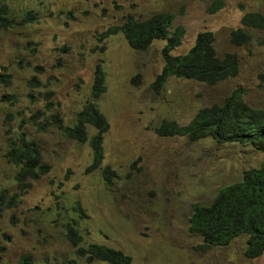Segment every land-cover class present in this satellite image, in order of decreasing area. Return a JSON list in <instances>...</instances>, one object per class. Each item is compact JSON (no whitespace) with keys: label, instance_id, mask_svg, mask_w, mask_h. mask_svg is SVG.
Masks as SVG:
<instances>
[{"label":"rangeland","instance_id":"374dc122","mask_svg":"<svg viewBox=\"0 0 264 264\" xmlns=\"http://www.w3.org/2000/svg\"><path fill=\"white\" fill-rule=\"evenodd\" d=\"M215 1L4 0L16 19L31 9L38 20L0 29V73L11 74L10 84L0 82V191L21 192L19 166L6 158L8 137L20 141L25 132L35 140L50 171L31 180L17 206L3 208L0 264H23L26 255L29 264H109L80 256L67 239L68 224L83 235L81 244L120 249L131 264H264V253L245 255L246 235L206 248L203 237L189 230L192 205L210 204L221 187L259 167L264 153L249 144L157 132L165 120L187 125L201 108L222 103L236 89L264 108V28H246L247 44L230 40L247 12L264 14V0H222L209 12ZM166 11L175 15L174 26L186 30L173 54L186 53L199 32L213 31L217 54L238 56V75L216 84L171 76L158 91L152 82L164 66L166 40L137 50L121 30L101 35L129 15L146 19ZM98 68L106 91L96 98ZM91 100L110 127L101 166L88 171L97 129L89 125V139L80 142L65 128ZM107 166L115 172L110 180Z\"/></svg>","mask_w":264,"mask_h":264},{"label":"trees","instance_id":"16d2710c","mask_svg":"<svg viewBox=\"0 0 264 264\" xmlns=\"http://www.w3.org/2000/svg\"><path fill=\"white\" fill-rule=\"evenodd\" d=\"M223 6L222 0H216L208 8L209 12H216ZM175 15L169 11L151 15L146 19H137L133 15L127 16L124 23L108 28L101 35L115 34L119 30L124 33L131 47L137 50L147 49L155 40H166L162 50L165 59L162 71L152 82L156 90H161L171 76L195 79L208 84H216L228 78L236 77L240 71L238 56L234 52L218 55L215 48V34L205 30L199 32L188 51L183 54H173V50L180 46L185 35L182 25L174 26ZM38 17L33 10L24 12L21 20L14 17L9 3L0 0V29L7 30L15 24L36 22ZM241 27L231 31L230 40L233 44L244 45L251 40L246 28L264 27V14L247 12ZM0 82L11 83V74L0 73ZM31 84L37 81L32 79ZM106 91L104 74L97 70L93 96L98 98ZM9 99V97L7 96ZM40 115V112H38ZM75 125L65 128L68 137L80 142H86L88 126L97 129L90 138L93 149V160L88 171L101 166L104 159V134L110 123L100 111L96 101H88L78 111ZM58 124L61 119H57ZM47 125L43 124L42 126ZM157 132L163 136H186L191 140L210 137L219 143L249 144L264 153V108L249 104L240 89L234 90L226 96L222 103L201 108L185 126L174 121H163ZM7 134L9 131L6 132ZM20 141L12 137L7 138L9 150L6 158L8 162L19 166L15 179L21 192L10 196L8 189L0 191V215L5 207L17 206L21 194L30 188L31 180H37L50 171V166L42 162L40 145L25 132ZM115 172L107 166L104 168L105 177ZM190 217L189 230L199 233L203 237L201 247L209 248L214 245H228L241 235H247L245 255L255 258L264 253V158L257 168L245 170L242 179L221 187L214 200L208 205L195 203ZM82 210V208L80 207ZM67 239L77 247V252L88 262L106 261L109 264H131L132 257L120 249L100 243L81 244L83 235L75 225L66 226ZM29 256L23 257V264H29Z\"/></svg>","mask_w":264,"mask_h":264},{"label":"clouds","instance_id":"9594fccd","mask_svg":"<svg viewBox=\"0 0 264 264\" xmlns=\"http://www.w3.org/2000/svg\"><path fill=\"white\" fill-rule=\"evenodd\" d=\"M264 28V27H263ZM254 29H258V28H254ZM262 30V29H261ZM251 35V34H250ZM242 236V235H241ZM247 236V235H246ZM240 237V236H239ZM238 238V237H237ZM235 240V239H234ZM247 245V242H246ZM215 246V245H214ZM210 248V247H209ZM246 249V248H245ZM261 256V255H260ZM259 257V256H258ZM249 258V257H248ZM256 258V257H255Z\"/></svg>","mask_w":264,"mask_h":264}]
</instances>
